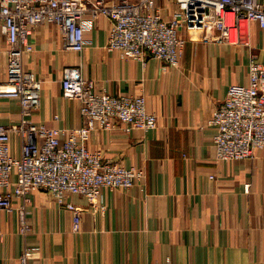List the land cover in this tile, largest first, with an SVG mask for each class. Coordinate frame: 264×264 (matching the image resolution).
Masks as SVG:
<instances>
[{
	"label": "crops",
	"instance_id": "1",
	"mask_svg": "<svg viewBox=\"0 0 264 264\" xmlns=\"http://www.w3.org/2000/svg\"><path fill=\"white\" fill-rule=\"evenodd\" d=\"M257 2L264 6V0ZM109 26L106 18L97 19L79 53L65 47L55 25L34 27L28 39L32 51L23 54L22 66L42 87L39 107L26 118L60 129L82 123L79 102L62 95L68 66L79 67L98 91L144 95L156 128L96 129L87 144L105 159L142 168L144 179L126 190L103 189L102 213L67 193L65 201L80 210L78 225L74 213L36 190L26 205L31 231L25 235L19 233L22 200L13 199L11 212L0 209V264H19L26 248L28 264H264V148L254 158L218 161L214 130L206 126L228 86L247 84L250 58L264 63V30L248 22L244 40L233 43L182 29L186 42L179 65L164 71L157 60L142 63L107 51ZM6 45L0 32V82ZM22 116L17 99L0 97V125L19 123ZM11 149L19 153L17 135Z\"/></svg>",
	"mask_w": 264,
	"mask_h": 264
},
{
	"label": "built area",
	"instance_id": "2",
	"mask_svg": "<svg viewBox=\"0 0 264 264\" xmlns=\"http://www.w3.org/2000/svg\"><path fill=\"white\" fill-rule=\"evenodd\" d=\"M163 1L166 6L158 0H0V32L7 44L0 97L17 99L23 115L19 123L0 125V209L11 212L12 200H22L20 234L31 231L26 205L36 190L50 194L58 206L74 213L78 225L80 210L65 201L67 193L81 196L102 213L103 189L126 190L144 179L142 168L125 167L105 159L99 149L90 150L87 144L92 131L145 132L157 126L156 115L146 109L144 95L114 96L98 91L76 66L64 68L60 83L63 97L79 102L82 123L70 129L34 125L26 117L39 107L42 84L23 68L22 56L32 51L28 39L35 26L55 25L65 47L79 53L88 43L84 34L104 17L110 23L107 51L142 63L148 58L157 60L164 71L179 65L186 42L182 29L189 36L215 35L217 41L233 43L246 35L248 22L264 30V6L257 0ZM247 72V84L228 86L206 122L214 130L218 161L254 158L264 148V63L251 57ZM13 135L19 137L18 154L11 149ZM248 188L246 184L245 191ZM30 257L31 250L24 249L19 264H28Z\"/></svg>",
	"mask_w": 264,
	"mask_h": 264
},
{
	"label": "rangeland",
	"instance_id": "3",
	"mask_svg": "<svg viewBox=\"0 0 264 264\" xmlns=\"http://www.w3.org/2000/svg\"><path fill=\"white\" fill-rule=\"evenodd\" d=\"M195 36L198 37L199 35H195ZM195 36H194V37H195Z\"/></svg>",
	"mask_w": 264,
	"mask_h": 264
}]
</instances>
